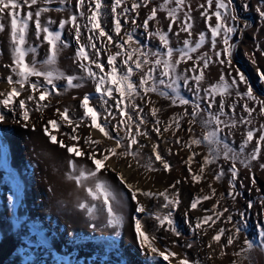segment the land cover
I'll use <instances>...</instances> for the list:
<instances>
[{
    "label": "snow or ice",
    "instance_id": "1",
    "mask_svg": "<svg viewBox=\"0 0 264 264\" xmlns=\"http://www.w3.org/2000/svg\"><path fill=\"white\" fill-rule=\"evenodd\" d=\"M54 2L55 0H0V33L8 31L11 58V63L4 65L10 70L6 78L10 90L0 92V106L12 114L14 124L34 132L36 123L32 121V115L40 113L42 120L45 110L53 107V94L59 97L62 93L82 88L83 80H90L94 85L99 105L93 102L90 94H85L79 100L78 106L79 110H82V115L73 116L68 107H64L63 110L57 107L55 113L58 119H48L42 123V132L48 143L66 149L69 157L67 161L69 171L66 178L73 181L76 187L85 193V197L78 201V209L86 212L90 228L96 229L99 222L100 227L112 229L119 236L125 225L123 210L127 207L129 219L134 221L135 240L149 261L156 264L159 259H162L169 264L171 260H176V264H198L187 256L177 258L178 254L171 251L169 246H164L162 250L157 246L159 238L155 235L156 231L163 229L176 237L182 235L174 219V213L181 204L180 193L177 190V185L181 184V181L176 180L163 191H153L140 187L139 181L133 182L130 177L117 171V168L122 158H130L127 167L133 171L143 169L152 173L162 169L167 172L170 164L158 150V143H152L151 154L145 160L140 151L145 145L139 143L138 138H150L149 130H147L149 124L152 125L150 131L155 132L157 138L170 131L175 137L176 132L182 130L181 121L188 117L187 131L192 133V125L199 122L203 130L202 134L199 137L190 136L183 142L180 138H176L175 143L182 144L191 153L185 163L189 166L188 172L193 184L201 181L207 167L216 165L217 167L212 169L214 181L221 182L227 175L229 185L227 193H221L212 206L211 214L198 217L194 225L189 213L197 210L198 204L202 201L213 198L216 195V189L209 184L211 195L197 196L191 200L188 211L185 212L189 229L194 234L198 231L206 233L207 229L202 226L207 225L208 228H212L225 213L230 212L229 208H220L219 205L224 199L230 198L235 201L240 195L237 188L238 163L248 170L253 186L256 185L252 164L264 157V151H262L264 124H260L259 127H251V125L254 119L253 113L257 111V108L258 114L264 116V98L254 91L247 75L234 67L233 62V55L237 48L234 37L242 36L249 28V24L243 21L233 0H206V3L199 5V8L203 9L200 15L204 17L207 32L211 35L209 38L207 33L201 31L198 38L193 40L194 17L191 15V6L186 5V0H163L158 6L151 7L142 24L138 23V10L141 7L147 8L153 0H132L130 7L127 0H111L110 5L104 0H76L75 12L78 15L70 14L58 22L50 17L44 18L45 14L51 11L58 13L64 11L66 0H58L59 6L55 8L49 7ZM249 5L250 0H242L241 7L244 11L252 10ZM108 7H110L111 30H107L102 23ZM25 8L28 9L26 12ZM254 11L258 17L257 23L260 27H264V0H257ZM160 12L166 13V18L170 21L167 31L159 27L152 31L150 22L159 23L157 17ZM130 13H135V16ZM181 13H183L182 20ZM5 17L8 18L7 26L4 23ZM213 17L214 24L210 23ZM128 23L133 26V29L124 31L121 35L123 24ZM173 24L179 25L177 36L179 32L187 33L188 38L183 40L182 47L171 46L169 33L172 32ZM31 25H34L36 40L34 43L29 42ZM54 25L56 27H53ZM66 27L69 28L76 44L72 62L83 73L82 76L69 74L59 68L61 53L70 47L68 41L63 38ZM140 27L149 38L154 37L159 41V47L163 51L145 50L140 45L134 38L135 29ZM256 31L258 32L259 28ZM253 40L256 41L255 34ZM209 42L211 55L209 52H204L193 60L192 54ZM218 44L222 46L218 48ZM44 45H47L44 57L38 59L40 49ZM255 51H259L260 55L264 56V49L256 43L252 54L254 64L256 63ZM175 54H178L177 58H174ZM102 55L106 56V64L101 59ZM29 56H31L30 61L27 59ZM190 60L193 61L192 66L181 71L180 65ZM210 64H218L227 71L220 72L217 82L202 87L205 70L209 69ZM106 68L107 71H105ZM257 74L260 82L264 83V72L257 68ZM134 76H138V80L134 79ZM60 81L64 83L61 84ZM241 85L245 90H240ZM182 88L190 94L188 97L182 94ZM22 93L27 95L21 98ZM152 94L169 101L170 107L183 108V113L172 116L168 122H163L158 117L161 109L156 107L150 98ZM232 96L236 97L235 102L226 103L225 97ZM72 99L76 100L77 97L73 96ZM241 100L244 103L240 107L247 116L237 118L235 112ZM29 103L33 107L29 108ZM148 105L152 106L147 107ZM214 106L215 110H213ZM146 109L152 117L151 121L144 115ZM229 112L232 115H229ZM61 121L71 128L72 134L60 131ZM113 121L115 123H112ZM7 122L8 117L4 112H0V123ZM162 123L164 127L161 129ZM238 123L249 127L237 151L229 145L226 136L233 134L232 130ZM82 126L97 131L102 139H95L91 134L81 137L77 133ZM226 129L227 133H225ZM57 133L67 136L68 140L75 143L69 145L65 140L58 139ZM222 133L225 135L222 136ZM254 138V146L251 151L246 152ZM81 139L83 145L79 144ZM105 141H112V143L105 144ZM134 145L138 147L134 149ZM85 146L88 151L84 150ZM193 146H204L207 149L202 161H196L200 165L199 173H193L191 169L194 157L200 155L192 151ZM3 148L4 143L0 138V152ZM78 158H83L86 162L78 163ZM221 159L230 161L227 171L219 165ZM133 161L136 169L132 168ZM157 162L160 168L154 166ZM259 167L264 169V163H259ZM184 182H187V178ZM240 187H244L242 181ZM161 198L162 203H159ZM150 200L158 202V208L154 212L145 203ZM260 204L264 210V197H261ZM254 206L252 201H248L249 209ZM239 215L243 218L245 213H239ZM142 217L151 218L157 222L152 232H149ZM224 222L231 223L232 229L221 227L211 237L213 242L219 243L222 236L231 233L226 235L227 245H222V248L232 245L242 231V225L233 223L231 214L224 217ZM259 237V244L246 239L244 247L236 255L243 254L251 264V257L248 254L254 248L264 252V226L261 228ZM172 246H175V242H172ZM211 246L210 243L209 247ZM188 247L191 245L189 244ZM120 264H130L129 257L124 256Z\"/></svg>",
    "mask_w": 264,
    "mask_h": 264
},
{
    "label": "rangeland",
    "instance_id": "2",
    "mask_svg": "<svg viewBox=\"0 0 264 264\" xmlns=\"http://www.w3.org/2000/svg\"><path fill=\"white\" fill-rule=\"evenodd\" d=\"M75 2L76 0H66L63 12L51 11L45 14L44 18L50 17L58 22L60 19L67 18L70 14L78 15L75 12ZM104 2L110 5L111 0H104ZM162 2L163 0H153V3H150L147 8L141 7L138 10V23H143L151 7L154 5L158 6ZM131 3L132 0H127L129 7ZM205 3L206 0H186V5L191 6V15L194 17L193 40L198 38V34L201 31L207 33L209 38L211 35L207 32V24L204 17L200 15L203 9H200L199 5ZM233 3L236 5L237 11L243 18V21L249 24V28L244 31L242 36L238 38L234 37V43L237 44L233 55L234 67L239 68L247 75L254 91L261 98H264V83L260 82L257 74V68L264 72V56H261L259 51H255L256 63L252 62V54L256 43L259 44L261 49H264V27H260L257 23L258 17L254 11L257 0H250L249 6L252 10L247 12L241 7L242 0H233ZM57 6H59L58 0H55L49 7L55 8ZM27 10V8L24 9L25 12ZM130 15L135 16V13H130ZM180 18L181 20L183 19V13L180 14ZM157 19L159 23L157 21L150 22V29L155 31L159 27L161 30L167 31V25L170 21L166 18V13H158ZM4 23L7 26V17H5ZM102 23L107 30H111L110 7L105 10V17ZM210 23H215L214 17ZM53 27H56V25ZM257 28H259L258 32L256 31ZM30 29L29 42L34 43L36 42L34 25H31ZM132 29L133 26L130 23L123 24L121 35H123L124 31H131ZM178 31L179 25L173 24L172 32L169 33L173 48L182 47L183 40L188 38L187 33L184 32H179L177 36L176 33ZM254 34L256 36L255 42L253 40ZM63 38L68 41L70 47L64 49L61 53L59 68L69 74L82 76L83 73L72 62L76 44L67 27L63 33ZM134 38L145 50L163 51L159 47V41L154 37L149 38L142 27L135 29ZM221 46L218 44V48ZM46 48L47 45H44L40 49L38 59H43ZM209 49L210 42L192 54L193 60L196 56L209 52ZM113 50L115 49L113 48ZM209 55H211V52H209ZM177 57L178 54H175L174 58ZM27 59L30 61L31 56ZM101 59L105 64L107 63L106 56L102 55ZM192 62L190 60L186 64L182 63L180 70L183 71L191 67ZM10 63L8 31L6 30L4 33H0V92L10 90L6 79L10 74V70L4 67V65ZM105 71H107V68ZM221 71L226 72L227 69L222 68L218 64H210L209 69L205 70V79L202 82V87H207L209 84L217 82ZM233 74L235 75V72ZM32 79L35 80V78ZM134 79L138 80V76H134ZM59 83L63 84L64 82L60 81ZM82 83L84 85L82 88L62 93L59 97H55L53 94V107L45 110L42 120L40 119V113H33L32 121L36 123V131L34 132L30 129L25 130L19 125L14 124L12 114L0 106V112H4L8 117L7 123H0V138H2L4 143L3 151L0 152V264H120L124 256L129 257L130 264H153L138 247L134 237V221L129 219L127 207L123 210L125 225L119 236L112 229L100 227L99 222H97L96 229L89 227L90 222L86 218V212L80 211L77 207L78 201L85 197V193L82 189H78L73 181L66 178V174L69 171L67 164L69 157L66 149H61L58 145H51L43 135L42 123L48 119H58L55 113L57 107L61 110L64 107H68L70 114L73 116L82 115V110H79L78 106L79 100L85 94H90L93 97V102L99 105L92 82L85 79ZM240 90H245L243 85L240 86ZM181 92L186 97L190 95L183 88ZM26 95L27 93H22L21 98H24ZM73 96L77 97V99L73 100ZM150 98L154 101L155 106L161 109L158 117L163 122H168L172 116L182 114L184 111L181 107H170L169 101L161 99L154 94ZM225 100L226 103L231 104L235 102L236 97H225ZM137 103H140V101H137ZM243 103L244 101L241 100L236 108L235 116L237 118L247 116L242 111V107H240ZM151 106L148 105L147 107ZM31 107L33 105L29 103V108ZM188 110L190 112L191 108L189 107ZM213 110H215V106ZM258 113L259 110L257 108V111L253 113L254 119L251 127H259L260 124H264V116H260ZM144 115L148 120H152L147 109ZM229 115L232 114L229 112ZM187 121L188 117H185L181 121L182 130L177 131L175 137H173L170 131L164 133L162 137L157 138L156 133L150 131L152 125L149 124L147 125V130H149L150 138H138L139 143L145 145L143 149H140L145 160L151 154L152 143L157 142L159 145L158 150L169 162L170 168L167 172L161 169V171L152 173L146 172L143 169H137V172L142 174H138L134 178V182L139 181L141 183L139 186L145 189L163 191L176 180L181 181V184L177 185L181 204L174 213V219L182 235L176 237L169 232H165L163 229L156 231L155 235L159 238L157 246L161 250L164 246H169L171 251L178 254L177 258L187 256L191 261L198 262V264H250L249 259L245 258L243 254L237 256L236 253L244 247L246 239L252 240L254 244L260 243L259 233L262 226H264V210H262L260 204L261 197H264V169H260L259 163H264V157H261L258 162H253L252 164L256 180L255 186L251 182L248 170L239 163L237 164V168L239 169L237 188L240 195L235 201L230 198L222 200L219 207L230 209V212L225 213L224 217L231 214L233 216V223L242 225V231L232 245L222 248V245H227L226 235L231 233L222 236L219 243L213 242L211 237L221 227L232 229V224L225 223L224 217L212 228H208L207 225L202 226L207 229L206 233L198 231L195 234L189 229L187 218L185 217V212L188 211L193 198L211 195L209 184L216 189V195L207 201H202L198 204L197 210L189 213L193 225L198 217H202L205 214L210 215V210L220 194H226L229 190L227 175L221 182L214 181L212 169H215L216 165L207 167L201 181L193 184L188 172L189 166L185 163L191 153L182 144H176L175 139L180 138L182 142L187 141L190 136H201L203 130L199 122H197L192 125L193 132L189 133L187 131L189 128ZM60 123L62 125L60 131L62 133L72 134L71 128L66 126L63 121ZM112 123H115V121ZM160 127L162 129L164 123ZM248 127V125L238 123L237 127L232 130L233 134L226 136L229 145L237 151ZM227 132L228 130L226 129L225 133ZM225 133L221 135L224 136ZM77 134L81 137L91 134L95 139H102L94 135L92 130L87 126H82ZM57 135L58 139L65 140L69 145L75 143L68 140L65 135H60L59 133ZM113 135H115V132H113ZM254 142L255 138L246 149V152L251 151ZM111 143L112 141H105V144ZM79 144L83 145L82 139ZM137 147V145L133 146L134 149ZM169 149H171V154H169ZM84 150L88 151L86 146ZM192 151L200 153V155L194 157L191 163L192 172L199 173L200 165L196 161H202L207 149L204 146H193ZM262 151H264V148H262ZM129 159L122 158L119 164H124L127 168ZM85 162L83 158H78V163L83 164ZM132 164V168H136L134 161ZM219 165L227 171L230 167V161L226 162L221 159ZM154 166L157 168L161 167L158 162ZM185 178H187V182H184ZM241 181L244 187H240ZM248 201H252L255 206L249 209ZM145 203L153 212L158 208L156 200L145 201ZM159 203H162V198ZM205 210L208 211L206 212ZM239 213H245L244 217L241 218ZM143 222L149 232L155 229L157 223L151 218H143ZM172 242H175V246H172ZM210 243L212 245L211 248L209 247ZM189 244L191 247H188ZM248 255L251 257V264H264V252L258 248H254ZM156 264H169V262L159 259ZM171 264H176V260H171Z\"/></svg>",
    "mask_w": 264,
    "mask_h": 264
},
{
    "label": "bare ground",
    "instance_id": "3",
    "mask_svg": "<svg viewBox=\"0 0 264 264\" xmlns=\"http://www.w3.org/2000/svg\"><path fill=\"white\" fill-rule=\"evenodd\" d=\"M92 133L98 137H101L100 134L95 130H92ZM119 165L120 166L117 168V171L123 173L126 177H130V179L134 182V178L138 175L137 170L133 171L132 169H129L128 167L126 168L124 164H119ZM133 169H136V168H133ZM139 185H141V183H139Z\"/></svg>",
    "mask_w": 264,
    "mask_h": 264
}]
</instances>
